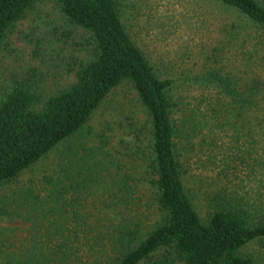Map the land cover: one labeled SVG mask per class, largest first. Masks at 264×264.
<instances>
[{"label": "trees", "instance_id": "trees-1", "mask_svg": "<svg viewBox=\"0 0 264 264\" xmlns=\"http://www.w3.org/2000/svg\"><path fill=\"white\" fill-rule=\"evenodd\" d=\"M38 1L0 0V48ZM120 1L58 0L63 21L89 35L93 54L79 65L73 83L53 93L42 96L24 82L3 92L0 185L15 181L82 131L107 95L128 83L150 121L146 149L134 155L138 181L154 188L161 220L149 228L138 221L118 224L115 232L100 239L84 235L85 223H78V218L72 227L55 222L54 232L36 241L24 258L16 256L6 263L166 264L177 257L182 264H257L246 252L250 244L264 241V157H253L248 149L247 156H239L218 142L226 137L235 146L242 135L252 138L253 128L259 129L257 136L264 135V0H215L246 18L247 28L228 33L222 46L211 49L213 66L201 77L196 93L179 94L173 92L175 81L157 75L126 31ZM178 146L188 156L195 150L198 160L204 156L210 164L218 161L226 176L225 187L214 193L204 216L184 184ZM74 178H69L67 191L79 193L85 180L73 185ZM120 181L124 193L119 201H124L135 192L133 178L127 175ZM61 182L58 174L44 175V183L51 186L44 205L53 202L54 209L63 202ZM25 191L31 200L38 198L32 189Z\"/></svg>", "mask_w": 264, "mask_h": 264}, {"label": "rangeland", "instance_id": "rangeland-1", "mask_svg": "<svg viewBox=\"0 0 264 264\" xmlns=\"http://www.w3.org/2000/svg\"><path fill=\"white\" fill-rule=\"evenodd\" d=\"M119 11L132 40L157 75L175 81L173 92L177 94L196 93L203 83L201 77L213 66L211 49L222 46L228 33L247 28L246 18L215 0H121ZM92 54L89 35L63 21L58 0H40L15 24L0 48V97L16 82L30 84L42 96L62 89L75 81L79 65ZM149 129L150 121L131 85L122 83L107 95L82 131L15 181L0 185V264L16 256L24 258L36 241L54 232L56 223L68 222L72 227L78 218V223H85L84 235L100 239L115 232L118 224L138 221L149 228L160 221L154 188L139 185V164L134 161L135 151L146 149ZM253 130L252 138L242 135L235 146L226 137L218 143L223 141L226 149L239 156H247L248 149L253 157H264V135L257 136L258 128ZM180 148L183 146L178 150L185 167L184 184L196 210L204 216L214 193L225 187L226 176L218 161L210 164L204 156L198 160L195 150L188 156ZM50 174L62 179L58 189L63 202L54 209L53 202L44 205V195L51 190L44 175ZM71 175L73 185L85 180L77 188L79 193L67 191ZM127 175L133 178L135 192L119 201L124 193L120 179ZM29 189L38 198L31 200L25 194ZM246 253L257 264H264V241L250 244ZM165 263L182 264L177 257Z\"/></svg>", "mask_w": 264, "mask_h": 264}]
</instances>
